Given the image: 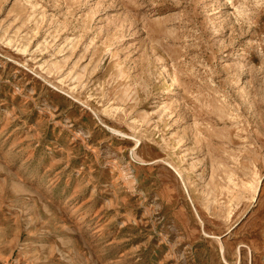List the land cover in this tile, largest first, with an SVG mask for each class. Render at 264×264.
<instances>
[{
	"label": "rangeland",
	"instance_id": "rangeland-1",
	"mask_svg": "<svg viewBox=\"0 0 264 264\" xmlns=\"http://www.w3.org/2000/svg\"><path fill=\"white\" fill-rule=\"evenodd\" d=\"M0 264H264V0H0Z\"/></svg>",
	"mask_w": 264,
	"mask_h": 264
}]
</instances>
